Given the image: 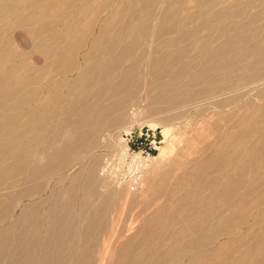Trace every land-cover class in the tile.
<instances>
[{
	"label": "bare ground",
	"instance_id": "1",
	"mask_svg": "<svg viewBox=\"0 0 264 264\" xmlns=\"http://www.w3.org/2000/svg\"><path fill=\"white\" fill-rule=\"evenodd\" d=\"M253 2L258 10H247ZM261 15L264 0H0V264H103L90 249L96 230L113 232L112 214L121 220L133 209L135 225L113 241L110 264H174L167 234L193 250L217 242L180 264H264L254 254L264 247V187L245 175L263 163L239 159L264 154ZM137 77L149 90L144 120L141 105L129 110ZM200 109L210 117L196 139L214 136L199 151L207 156L173 161L167 146L145 165L137 154L131 182L107 181L97 158L73 172L105 126L129 133L134 120L155 121L170 135L180 112ZM122 141L113 140L115 154L128 157ZM54 177L67 186H51ZM213 199L229 204L214 211Z\"/></svg>",
	"mask_w": 264,
	"mask_h": 264
},
{
	"label": "rangeland",
	"instance_id": "2",
	"mask_svg": "<svg viewBox=\"0 0 264 264\" xmlns=\"http://www.w3.org/2000/svg\"><path fill=\"white\" fill-rule=\"evenodd\" d=\"M255 4L257 5L258 2H253V3L249 4L247 6V10L251 11L253 9L254 11H257L258 8L257 9L256 8L255 9L252 8L253 6L257 7V6H255ZM260 17L262 18V17H264V15H261ZM261 23H262V21H261ZM205 31L203 33H207V31L206 32ZM14 36L17 39L20 40V38H21L20 31H18V30L15 31ZM18 36H20V37H18ZM143 78H144V76H143ZM135 79H136L135 81H138V84L141 85V86L138 87L139 89L140 88L141 89L137 90V92L139 91L138 94L136 93L137 100L135 101V103H132L130 105V109L129 110L131 111V108L134 105L135 106L133 108H136L137 106L141 105V107L139 108V111L141 112L142 115L143 114L145 115V114H147V111L144 108V106H146V102H144V98H146V96H148V94H149V93L146 94V92L149 91L148 88H147L148 87L147 86V82H145V79H143L144 80L143 81L140 78L139 79L141 81H139L138 77L135 78ZM134 83L137 84V82H134ZM142 86L143 87L145 86L146 90ZM258 91H259V89H258ZM262 102H264V101H262ZM137 104H139V105H137ZM159 105L162 106L163 104H159ZM159 105L156 106V107H159V108H157V111L153 110V111L149 112V114H150L149 117L150 118L151 117L156 118V116L158 115L157 114L158 110L160 111L162 109V107L159 106ZM176 108H172V110L173 109L175 110ZM178 108H180V107H178ZM142 109H143V111H142ZM164 110H165V112H164L165 114H168L170 111L172 112V110H169L168 107L166 109H164ZM144 111H145V113H143ZM199 111L201 112L203 110L202 109H200L198 111L197 110H192L189 113H184L185 115H183V113L181 114V112H180V115H179L180 118L177 117L176 120H173V125L170 124L173 127V132L170 135H165L164 134V129L165 128L162 125H158V123H157V126L154 125V124H156L155 121H149L148 124L147 123L144 124V123H142V121H135L134 120L132 122L133 126L131 127L129 133H127V132H125L123 130L119 131L118 130V128H119L118 126H116V127L108 126V128L105 126L100 131L101 133L98 132L96 134V136L99 134L98 136L100 138L97 136L98 137V139H97V137L95 136L98 141L95 140V138H94V142H95L94 147L95 148L93 147V150L91 151L92 153L90 152V155H88L89 157L85 158L83 162L74 163L73 172H77L78 173V171L80 169H83L84 167L89 165L93 160H96V158H97L98 161L101 160L100 167L101 166L105 167L104 169H105V173L107 174V179H106L107 181H111V183H113V181L114 182H116V181H121L122 182L123 179H124L123 182H125V181L131 182V180L134 179V174L135 175L136 174L137 175L140 174L139 168L142 167V164H141L142 162L140 163L138 160H136L135 156L137 154H140V157H142L143 160L145 161V165L146 164L150 165L153 160L156 161V160L159 159L160 148L161 147H167V146H170V147L173 146V148H174V151L172 153L173 155H171V157H172L171 159L173 161L174 160H176V161L177 160L178 161L185 160L186 161L187 159H189L190 162L191 161H196L197 159H200L201 157H204V156H202V152H199L203 148V146L205 144H207V142H210V141L214 140V136L211 135V134H206L203 137L196 139V129L195 128H197L198 126H202L203 125L202 123H203L204 119H208L210 117V115L208 113L209 111H206L205 113L203 112L201 114V116H200V114L197 116V114L200 113ZM221 111H222L221 114H224L225 109H223ZM144 115L142 116L143 120L145 119L144 117H147L146 115L145 116ZM137 120H139V119H137ZM154 120H156V119H154ZM143 124H144V126H143ZM141 130H142L143 133L149 134L148 140H145V138H146V136H145V137H143L140 140H136L135 144L132 146V142L129 141L130 140V134H132L133 132L139 133ZM115 132H118V133L115 134ZM114 134L116 135V138L114 137V139H113L114 141H116V139H118L120 141L123 140L122 144L126 146L127 154L129 155L128 157H125V156L123 157L122 155L120 156V154H115L118 151H114V149L116 150V147H114L115 145H114L113 140L112 139L110 140L111 135H114ZM164 137H166V138L164 139ZM96 141H97V143H96ZM102 142L105 143V144H103ZM146 146H148V148H146ZM144 149L145 150L147 149L148 152L143 154L142 151ZM91 158H93V159H91ZM127 158H129V159H127ZM117 159H119V160H117ZM108 160H110V161H108ZM103 161H105L104 164H101V163H103ZM123 161H125V162H123ZM164 164H166V167L174 169V173L175 174L179 173L180 171H182L181 168L179 169L176 166L170 167L171 163L168 162V161L165 162ZM111 170H113V172H110ZM122 170H124V171H122ZM135 171H136V173H135ZM130 172H131V175H130ZM114 174L116 176H114ZM128 175H130V177ZM80 176H81V174H80ZM132 176H133V178H132ZM126 178L129 179V180H127ZM67 184H68L67 180L63 181V180H61L58 177H54L51 180V186L52 185H57V186H59L61 188H64V187L67 186ZM49 191L50 190H48L44 194V197H46L48 195ZM123 198H124V196L122 194H120L118 200H115V204L117 205L115 207H120ZM49 205H51V203H49ZM0 207H3V205L2 206L0 205ZM78 210H79V207H78V205H76V212H78ZM137 211H138L137 209H133V210H130L128 212L126 211L127 213L124 211V213L122 214V217H124V218H122L121 220L117 219L116 216H114L113 214H112V218L113 219H110L109 216H108V219H110V220H108L109 222L110 221L117 222V223L119 222L117 224L118 227L115 224L113 232L111 231V229L110 230L109 229L105 230L106 228L104 230L102 228H98L96 230L97 235L94 238V243L91 245L90 249L93 250L94 258L96 260H98V263L102 262L103 264H110V262H108L107 258L113 253V249L115 247V245L113 244V241L116 240V239L118 241H120L124 237V235L128 234L129 231H127V230H129V229L131 230V228L127 227V226L135 225L133 220H135V218H136ZM18 213H19V210L13 215L17 216ZM114 217L118 221L116 219L114 220ZM10 220H7L6 223L3 224V226H5L8 222H10ZM120 223L122 225H124V226H121ZM120 226H121V229L122 228H125V229H122V230L120 229L121 230L120 231L119 230ZM118 233H120L121 236L118 235ZM158 241L160 242V239ZM72 245H69V246H72ZM149 246H150V244H149ZM163 248H165V246ZM69 255H70V251H68V247H67L63 256H64L65 259H67ZM174 264H176V263H174Z\"/></svg>",
	"mask_w": 264,
	"mask_h": 264
},
{
	"label": "crops",
	"instance_id": "3",
	"mask_svg": "<svg viewBox=\"0 0 264 264\" xmlns=\"http://www.w3.org/2000/svg\"><path fill=\"white\" fill-rule=\"evenodd\" d=\"M207 155L205 154L203 156H207ZM235 157H237V156H235ZM239 159H245L246 162H250L251 165L256 163V162H259V161L263 163L260 171L256 168H254L253 166H255V165H253V166L248 168V171H245V175L247 177L250 176L251 178H254L253 183H255L256 186L264 187V154H255V155H251L248 157L239 156ZM209 174L211 175L212 178H215L217 173L215 171L211 170V171H209ZM259 178H261V179H259ZM207 204H209V206H212V210L218 211L223 207V205H228L229 202H227L225 200L213 199L212 201L208 202ZM261 210H264V206H262ZM227 213H228V211H227V208L225 207L224 208V215H226ZM254 215H255V212H252L251 216L247 220V226L245 227V229H248V227H250V225L253 223ZM252 232H258L259 234H261L260 228L255 227V226H254V229L252 231H250V233H252ZM234 233H236V230L232 231V233H230V234H234ZM226 240H227V237L223 236V237H220V239L218 241L221 243V242H224ZM251 240H252V242H255V241L259 240V237L254 238V239L252 238ZM165 242H166V244H165L164 250H169L172 252V255L170 257L175 258L176 257L175 255H177L176 262H174L176 264L181 263V261H182L181 257L184 256V253H186V252H188V254L189 253H195V254L198 253L199 254L200 252L206 251L208 248L214 249L217 246V242H215L212 247L211 246H209L207 248L206 247H200L199 249L193 250V249H190L191 247L189 248V244H187L185 237L183 235H180V234L177 235V237L175 238L174 241L172 240V235L167 234V240H165ZM150 248H152L156 252L161 250L157 244H150ZM240 250H242V249H240ZM263 250H264V247L262 249V252H257V251L254 252L255 256H259L260 258L264 257V251ZM238 252H240V251H238ZM179 257H180V263L178 260ZM183 259L185 260V258H183Z\"/></svg>",
	"mask_w": 264,
	"mask_h": 264
},
{
	"label": "built area",
	"instance_id": "4",
	"mask_svg": "<svg viewBox=\"0 0 264 264\" xmlns=\"http://www.w3.org/2000/svg\"><path fill=\"white\" fill-rule=\"evenodd\" d=\"M146 136V138H145V140H148V138H149V134H147V133H143L142 132V130L139 132V133H135V132H133L132 134H130V142H132V146L135 144V142H136V140H140V139H142L143 137H145ZM146 148H148V146H146ZM131 149V148H130ZM148 151H147V149L145 150H143L142 151V153L144 154V153H147ZM133 153V152H132ZM135 182H137V180H135Z\"/></svg>",
	"mask_w": 264,
	"mask_h": 264
}]
</instances>
